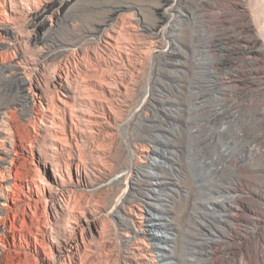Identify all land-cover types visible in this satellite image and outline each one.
<instances>
[{
    "label": "rangeland",
    "instance_id": "rangeland-1",
    "mask_svg": "<svg viewBox=\"0 0 264 264\" xmlns=\"http://www.w3.org/2000/svg\"><path fill=\"white\" fill-rule=\"evenodd\" d=\"M37 1L29 5L31 9L46 3L45 0ZM112 1L73 0L66 9L54 7L41 19H33L26 13L8 16L14 30L22 34L23 42L10 35H4L0 40V107H10L13 123L16 122L14 125L23 141L27 143L34 139L33 130L40 122L32 119L31 106L17 88L14 74L16 66L25 68L28 65L24 77L32 76L29 65L32 57L45 66V77L61 74L74 82L78 76L81 81L76 79L80 82L83 78L88 80L85 86L89 91L90 81L115 80L114 100L110 99L109 93L98 98L109 103L117 118L100 120L102 111L93 105L95 97L86 96L80 106L91 115L94 125L87 129V138L74 141L67 129L66 148L53 154L57 156L52 155V158L44 151L42 139L35 144L38 153L57 159L54 162L57 161L62 169L66 170L68 165L72 167L71 177L74 181L80 179V186L73 190L66 182L69 187L60 196L61 203L69 210L75 208L77 215L91 216L96 223L93 229L80 219L62 217L57 201H51L43 217L33 209L35 216L32 214L34 217L29 219V231L18 232L15 238L10 234L5 243L15 244L13 250L25 248L32 252L31 247H26L30 242L28 233L38 235V225L43 219L56 233L61 228L70 230L73 227L75 233L78 232L69 236L57 234L62 243L66 239L79 242L80 254L60 262L56 253L49 251V257L56 264L123 263L127 245L114 216L122 195H131L132 200H137V194L128 190L134 160L131 152L148 146L150 140L160 135L170 142L165 149L172 160L163 159L167 165L165 172L161 171L159 175L169 178V183L178 182L179 186L174 189L169 185L164 190L174 207H171L172 216L165 222H171L174 228L168 229L167 233L153 232L155 238L177 234L184 250L183 254L182 250L179 252L180 259H194L186 264H211L212 257L206 255L209 247L204 245L208 237L206 229H220L219 232L229 229L223 219L213 218L218 213L213 209L221 216L225 215L221 204L242 195L247 211L243 215L245 222L235 223L236 230L220 245L222 249H216V257L222 260L219 264H234L248 254L252 264H257L256 255L264 251V138L259 136L260 130L252 121L246 123L237 136V109L242 106L247 116L264 100V63L257 65L248 42L242 47L237 44V25L242 22L244 27L253 24L241 11V6H245L243 0H205L204 3L201 0H172L168 7H176L181 17L171 12L167 16L156 14L155 7L162 5L163 0H126L141 7L143 15L135 9L124 10L119 20L107 22L106 12L97 7ZM254 4L252 8H255ZM102 22L108 23V29L100 34L93 33L94 25ZM155 24L160 27L153 33L149 28ZM106 32L111 34L110 44L103 41ZM172 35L177 37L176 46L187 57L185 60L181 54L179 57L171 54L168 43ZM40 52L45 57H37ZM121 56L125 57V62L120 61ZM256 68L260 69V74ZM223 89L227 91L224 93ZM69 112L65 120L68 127L72 118ZM73 119L76 120V116ZM45 121L43 125L49 127L51 123ZM54 122L61 127L64 120L55 118ZM40 133L44 137L45 132ZM229 157L233 159L229 161L231 166L227 162ZM156 163L159 164L158 160ZM77 164L81 165L79 175ZM211 165L217 169L211 171ZM22 168L23 165L18 164V170ZM216 198L218 200L212 202ZM210 202L212 207L207 205ZM54 215L59 217L58 222ZM258 238H262L263 243L260 244ZM164 246L167 253H175L174 245ZM0 249L5 250L1 246ZM8 253L4 254V263L0 264H41L31 253L27 257L18 255L20 258ZM131 264H139V261Z\"/></svg>",
    "mask_w": 264,
    "mask_h": 264
},
{
    "label": "bare ground",
    "instance_id": "bare-ground-1",
    "mask_svg": "<svg viewBox=\"0 0 264 264\" xmlns=\"http://www.w3.org/2000/svg\"><path fill=\"white\" fill-rule=\"evenodd\" d=\"M19 1L20 3H16L15 0H0V40L4 35H10L20 41L23 40V37L21 36L22 34L20 35L17 33L14 30L15 28L8 21V16H16L21 13H26L28 16L33 17V19H41L54 7L66 9L73 0H45L46 3H44L42 7L40 6V8L37 7L38 9L35 10L31 9L29 5L31 3H37V0ZM171 1L172 0H163L162 5L159 4L155 7V13L167 16V14L171 12L177 13L178 17H181V13H179V10H176V7H168L171 4ZM201 1V3H204L208 0ZM242 2L245 6H241V11L249 16L253 24L248 27H244L243 22V24L241 23V25H237V44L242 47L244 42H248L250 44V51L254 54L257 65H260L259 63H264V0H243ZM253 4L255 8H252ZM201 6L204 8V4H201ZM97 8L106 12L107 22L119 20L121 18V13L124 10L135 9L141 16L143 15V9L141 7L128 3L126 0H113L111 3H101ZM107 22L96 23L93 28V33H103L104 30L108 29L109 25ZM159 27L160 25L158 26L155 24L152 29L149 28V31L151 30L154 33ZM29 37L31 38L32 36ZM104 38L103 41H105V43H111V34L106 32ZM169 39L170 43H168V48L170 49L171 54L176 55V57H179L181 54L185 60L187 57L185 58L181 53L182 50L180 51L179 47L176 46L177 37L172 35L169 36ZM1 42L3 44V41ZM174 46L176 47V50ZM24 52L25 51L23 50V53ZM42 56H44V54L41 52L37 54V57ZM32 58L30 59L29 64L32 69H30L33 73L32 76H29V78L24 77V70L28 65L25 68H23V66H16L14 79H17V88L20 92L24 93V99H26L27 103L31 106V112L34 114V118L32 119L40 122L37 129L33 126L35 128L33 130L34 134L32 135L34 139L31 141L28 140L27 143L23 141V137L17 132V128L14 125L16 122L13 123V116L11 117L10 107L7 105L0 107V246L5 249L3 252L0 249V262L4 263L6 258L4 254L9 252L7 255L15 257H18V255L20 257H27L29 253H31V255H33L32 257L39 258L41 264H56L53 259H51L52 257H49V251H51V253L55 252L60 262L65 261L66 258L77 257L78 252L80 254L79 242H75L73 239H66L62 243L60 239H58L60 237H57V234L59 233L64 236H69V234L74 235L78 232L75 233L76 231L74 227L70 230L67 228H61L62 230L60 229L58 233L52 228L49 229L42 219L44 212L49 208V203L51 201H57L55 203H57L58 209H60L59 211L64 215L62 217L69 220L80 219V221H84L85 226L89 229H93L96 223H94L93 218L88 214L77 215L74 211L75 208L74 210L72 209L73 211L69 210L68 206V208H65L63 203H61L60 196L64 191H67L65 190L66 187H69L68 185L70 184V187H72L73 190L77 189V187L80 186V179L74 181L70 174L72 167L67 164L68 166L66 170L62 169L61 165L57 164V161V163L54 162V160L57 159H51V156L57 152H63L64 148H66L64 147V143L67 142V136L65 135L67 129L70 130V135L73 140L76 138L84 140L87 136V129L94 127L91 115L84 109H81L80 105L84 97H95L93 105H95L96 109L102 111V115L99 116L100 120H103L106 117H109L110 120H116L117 115L113 108L109 106L107 101H99L98 96L109 93L110 99L114 100L116 96V87L113 88V83L115 86H117V84H115V80L106 82L105 79H98L90 81L91 87L89 91L86 90L85 86V83L88 82V80L83 78L82 82H80L81 78H77L78 76H76V78L80 81L73 77L74 82L69 79V76L64 77L61 74H52V76L45 77L47 75H45V66L42 63H38V59L36 60L35 58ZM124 58V56H121L120 61H124ZM120 61L117 62L120 63ZM169 63L173 66L171 62ZM182 65H184V61ZM175 66L178 67L179 64H176ZM262 70L264 71V68ZM257 72L260 74V69H257ZM259 78H261V76ZM118 91L117 93H121V91ZM226 91V89H223L224 93ZM241 107L237 109V136H240L242 133L243 126L252 121L260 130L258 133L259 136L264 138V100H261L258 107L255 105L256 108L252 112H249L247 116L243 113ZM162 109L165 110L166 106L163 105ZM67 110L71 112L72 116L70 127H68L65 122L69 112ZM74 116H76V120L73 119ZM55 118H58L61 121L62 119L64 120V122L61 123V127L59 124H55ZM45 120L51 123L49 127L43 125ZM54 125H58V127H55ZM41 131L45 132L44 137L41 136ZM167 131L170 133L172 132L170 130ZM258 134L256 133L257 137H259ZM40 139H42L44 151L51 158L36 151L35 144ZM166 141L167 140H164L162 136L156 135L150 140L148 146L137 148L136 150L133 149L131 152L134 160L132 175L128 177L130 178L128 182V190L137 194V200H132L131 195H122V199L118 200V206L116 205L117 208L115 207L116 214L114 216V220L117 219L118 224L122 228L121 233L125 238L124 244L127 245L123 258L124 261L121 264H131L135 260L139 261V264H186L190 260L194 261V259H180L182 256L181 254L179 255V252L182 250L181 253L183 254L184 250L181 249L179 245L178 237L176 238L177 234L173 237L165 236L158 239L155 238V233L153 234V232L167 233L168 229L174 228V224L171 222H165L166 219L168 221L172 216V209L174 207L171 206L173 202L167 198L168 195L164 190L170 187L169 185L175 187L174 189H177L179 183L176 181L169 183L167 182L169 178L159 175L161 171L165 172L167 165L162 162L163 159L167 158L172 160V156H167L169 152L165 148L170 142L168 141V143ZM54 156L57 155H53V157ZM157 160L159 164L156 163ZM229 161H233L232 157H229L227 161L228 165L231 166ZM18 164H22L24 169L22 168V170L20 169L21 171H19ZM75 167L76 173L79 175L81 165L77 164ZM210 167L211 171L217 169L212 165ZM66 182H69V184L66 185ZM178 192L179 191H177V193ZM217 200L218 199L216 198V200H212V202H216ZM207 205L212 207L211 202L207 203ZM221 205L225 215L221 216L220 212L214 208V212L218 213L217 215L215 214L213 218H217V221H219L220 218L221 220L223 219V224L229 229L226 231L221 230L220 232V229H206V236L208 237L206 238L207 241L204 245L207 249L209 247V252L206 255L212 257L211 264H219L222 261L216 257L217 250L222 249L220 245L228 241L230 234L236 230L237 227L235 226V223L245 222L243 215L247 213L243 206L242 195H237L233 198L231 197V199L223 202ZM171 207L173 208L171 209ZM33 209L42 216V223L38 225V235L33 236L32 233H28L30 235V242L26 243V247H31L32 252L27 251V249L25 250V248H22L21 250H13L15 244L11 245L6 244L5 242L8 240L10 234L15 238V235L18 232L26 233L29 231V227H31L29 225L31 220L29 221V219H31ZM53 217L54 220L58 222L59 217L57 215H54ZM258 242L260 244L263 243V239L258 238ZM171 244L174 245V254L167 253V249L164 246H169ZM200 245L203 246V244ZM212 248H215V251H212L211 253L210 251ZM255 260L257 264H264V251L259 252L255 257ZM60 262L57 264H64ZM234 264H252V258L247 254L242 256L239 261L236 260V263Z\"/></svg>",
    "mask_w": 264,
    "mask_h": 264
}]
</instances>
